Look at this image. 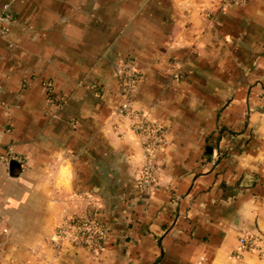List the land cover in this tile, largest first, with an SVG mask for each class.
Wrapping results in <instances>:
<instances>
[{"label":"crops","instance_id":"crops-1","mask_svg":"<svg viewBox=\"0 0 264 264\" xmlns=\"http://www.w3.org/2000/svg\"><path fill=\"white\" fill-rule=\"evenodd\" d=\"M1 15L0 264H264L232 257L243 233L264 235V0H0ZM128 58L134 107L167 138L151 197L116 113ZM92 212L103 251L51 247Z\"/></svg>","mask_w":264,"mask_h":264},{"label":"built area","instance_id":"built-area-1","mask_svg":"<svg viewBox=\"0 0 264 264\" xmlns=\"http://www.w3.org/2000/svg\"><path fill=\"white\" fill-rule=\"evenodd\" d=\"M250 0H220L222 9L242 6ZM9 17L6 15L0 16V35L7 34V25ZM121 103L117 109V116L128 118L132 121L131 130L140 139L142 145L144 164L138 173L137 187L145 195L151 197L154 195L161 177V167L158 162V155L167 145L164 127L154 121H151L146 113L138 110L133 104L134 91L139 82V72L136 64L131 58L126 59L118 70ZM174 78L179 79L176 74ZM44 87L50 96V102H56L60 107L65 99L58 95H54V90L51 83H44ZM53 96V97H52ZM8 160H16L19 163H24L23 159L17 157L14 153L6 154ZM72 221H70L71 223ZM67 224V221L64 222ZM74 223V222H73ZM72 223V224H73ZM81 234L84 236V241L87 246L95 249H103V243L106 238V229L94 220H87L82 225ZM86 227H89L87 230ZM80 228V227H79ZM243 252H250L259 255H264V236L260 234L245 232L239 240V247L232 255L234 259L240 260Z\"/></svg>","mask_w":264,"mask_h":264},{"label":"rangeland","instance_id":"rangeland-1","mask_svg":"<svg viewBox=\"0 0 264 264\" xmlns=\"http://www.w3.org/2000/svg\"><path fill=\"white\" fill-rule=\"evenodd\" d=\"M87 220H94L100 225H103V227L106 229L107 234H106V238L103 243L102 250L91 248L87 246V244H85L86 242L84 241V236H82L81 234L82 233L81 231L84 229L82 228V226H79V225H82ZM65 221H67V224L64 223ZM70 221L72 222L70 223ZM86 228L87 230L89 229V227H86ZM255 234H260V233L255 232ZM109 235H110V226L107 223H105L99 217L94 215L93 212L84 213L80 216H72V217L65 218L61 222V224L56 227L53 235L49 239V243L51 247L58 253L66 251L70 248L81 247V248H85L87 250L93 251L96 255H98L99 252L105 249V244L107 242ZM260 256H264V255H260Z\"/></svg>","mask_w":264,"mask_h":264},{"label":"trees","instance_id":"trees-1","mask_svg":"<svg viewBox=\"0 0 264 264\" xmlns=\"http://www.w3.org/2000/svg\"><path fill=\"white\" fill-rule=\"evenodd\" d=\"M45 90H46V88H45ZM46 92H47V90H46ZM54 95H56V94L54 93L53 96H54ZM53 96H52V97H53ZM47 98H48V101L50 102L51 99H50V96L48 95V93H47ZM50 103H51V102H50ZM51 104H53V105L55 104V106H57V103H56V102H52ZM246 232H250V231H246ZM250 233H253V232H250Z\"/></svg>","mask_w":264,"mask_h":264},{"label":"water","instance_id":"water-1","mask_svg":"<svg viewBox=\"0 0 264 264\" xmlns=\"http://www.w3.org/2000/svg\"><path fill=\"white\" fill-rule=\"evenodd\" d=\"M13 164H14V162H13ZM244 185H245V183H244Z\"/></svg>","mask_w":264,"mask_h":264}]
</instances>
